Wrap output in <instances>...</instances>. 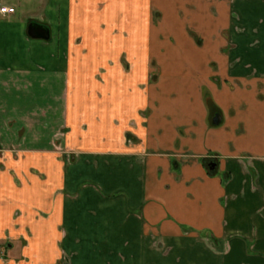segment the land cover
Returning <instances> with one entry per match:
<instances>
[{
    "label": "crops",
    "instance_id": "1",
    "mask_svg": "<svg viewBox=\"0 0 264 264\" xmlns=\"http://www.w3.org/2000/svg\"><path fill=\"white\" fill-rule=\"evenodd\" d=\"M0 5V264H264V0ZM148 33L183 62L149 94Z\"/></svg>",
    "mask_w": 264,
    "mask_h": 264
},
{
    "label": "rangeland",
    "instance_id": "2",
    "mask_svg": "<svg viewBox=\"0 0 264 264\" xmlns=\"http://www.w3.org/2000/svg\"><path fill=\"white\" fill-rule=\"evenodd\" d=\"M33 3V2H32ZM32 3L26 6L25 9L28 10L30 8H32V6H36V3H34L32 5ZM31 5V6H30ZM161 15L157 12H154L151 19L148 21L149 25L151 24H156L157 21L161 18L160 17ZM148 44L149 45H145L144 47H152L151 50L153 49L154 47V52L157 53V54H151L147 56V62H146V66H145V75H144V90H145V93H148L149 94V91H153V90H160L162 91L164 88H165V82L167 80H173L174 77L176 75V70H173L175 68V61L174 59L177 61V63L181 60L178 61V59L180 58L181 54L180 52H178L179 50L176 48H171L170 44L168 42H165V41H160L159 43H157L155 41L156 39V34L155 35H151V33H148ZM163 36L165 37V34H163ZM190 37H192L193 39V42L196 46H200L201 47V38L199 35H197L196 33H189ZM153 42V43H152ZM158 44V45H157ZM159 46V47H158ZM161 49V50H160ZM162 49H164V53H161ZM228 49V47L225 46V48L221 49L220 52L223 53L224 51L226 52ZM220 53V54H221ZM214 60V59H213ZM166 61H170L171 63L167 64V65H164ZM183 61H184V58H183ZM183 62H179V64H181ZM177 65V64H176ZM178 68L181 67L180 65H177ZM123 70H126V69H129V66H124L123 65ZM200 68V67H198ZM204 67H201V70L203 69ZM170 69V70H169ZM177 69V68H176ZM220 66L216 65V62H209L208 66H207V70H208V74H209V77H207V81L209 83H211L213 85V87H220L221 85H223V79H222V74L220 73ZM172 75H175V76H172ZM180 76V75H179ZM225 83L227 85H229V81H225ZM198 88H200L203 92V95H204V101H205V104L207 105V109H208V125L209 127L211 126H214V116L216 113H218V109L213 106V100H212V97H211V94L209 93V90H208V87L206 85L205 82H201L198 84ZM169 91V90H167ZM225 97V96H224ZM227 100V97L225 98H222L220 97L219 98V101L220 102H223ZM202 101V100H201ZM174 103V101H171L170 105ZM199 105H203V102ZM1 154V152H0ZM3 154V153H2Z\"/></svg>",
    "mask_w": 264,
    "mask_h": 264
},
{
    "label": "water",
    "instance_id": "3",
    "mask_svg": "<svg viewBox=\"0 0 264 264\" xmlns=\"http://www.w3.org/2000/svg\"><path fill=\"white\" fill-rule=\"evenodd\" d=\"M27 33L30 37L35 39L48 40L50 38L49 27L36 21L29 22L27 26ZM218 121V117H215L213 120L214 124H217Z\"/></svg>",
    "mask_w": 264,
    "mask_h": 264
},
{
    "label": "built area",
    "instance_id": "4",
    "mask_svg": "<svg viewBox=\"0 0 264 264\" xmlns=\"http://www.w3.org/2000/svg\"><path fill=\"white\" fill-rule=\"evenodd\" d=\"M14 12V8L6 5H0V15L5 16Z\"/></svg>",
    "mask_w": 264,
    "mask_h": 264
},
{
    "label": "flooded vegetation",
    "instance_id": "5",
    "mask_svg": "<svg viewBox=\"0 0 264 264\" xmlns=\"http://www.w3.org/2000/svg\"><path fill=\"white\" fill-rule=\"evenodd\" d=\"M217 116V115H216ZM1 152V151H0ZM0 257H1V251H0Z\"/></svg>",
    "mask_w": 264,
    "mask_h": 264
}]
</instances>
